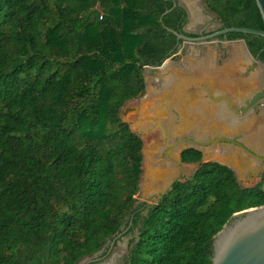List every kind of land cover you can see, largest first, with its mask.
Returning a JSON list of instances; mask_svg holds the SVG:
<instances>
[{"label": "trees", "instance_id": "1", "mask_svg": "<svg viewBox=\"0 0 264 264\" xmlns=\"http://www.w3.org/2000/svg\"><path fill=\"white\" fill-rule=\"evenodd\" d=\"M203 2L217 29H263L255 0ZM187 20L179 0H0V264H102L122 237L116 264H212L213 235L264 204L261 182L196 149L181 155L199 163L190 177L135 198L144 142L119 111L144 95L145 66L178 51L166 27L200 34ZM216 38L264 63L262 36Z\"/></svg>", "mask_w": 264, "mask_h": 264}, {"label": "crops", "instance_id": "2", "mask_svg": "<svg viewBox=\"0 0 264 264\" xmlns=\"http://www.w3.org/2000/svg\"><path fill=\"white\" fill-rule=\"evenodd\" d=\"M196 1L197 8L194 7L192 0H179L188 14V20L184 25V30L188 32L190 31L186 26L191 20L208 17L203 0ZM206 42L210 43H198L203 46L196 47L197 53L186 58L182 54L184 42L181 49L170 56L171 59H176L179 53L182 59L183 55L182 63L176 66L166 64L170 57L166 58L163 64L161 63L158 68L160 73L157 76L161 85L150 92L145 112L150 114L163 112L167 114L168 119L174 118L171 122L180 120L183 127L190 126L187 131L196 123L194 127L200 130V134L204 130L213 129L223 135L234 133L243 139L244 136L240 134L254 127L260 131L256 141L259 143L256 145L261 144L258 148L260 153L264 154V98L258 106L257 115H246L240 111L245 100L264 90L262 67L249 56L242 40L222 39ZM217 47L229 49L228 54L222 55L215 51ZM162 68L164 70H161ZM172 110L175 112V117H172L174 114ZM150 119V122H156L159 118L153 116ZM230 154L235 158L232 160L231 156L230 161L238 170L253 171L250 162L245 165L238 164L236 160L240 153L237 150H231ZM240 158L244 161L242 156Z\"/></svg>", "mask_w": 264, "mask_h": 264}, {"label": "flooded vegetation", "instance_id": "3", "mask_svg": "<svg viewBox=\"0 0 264 264\" xmlns=\"http://www.w3.org/2000/svg\"><path fill=\"white\" fill-rule=\"evenodd\" d=\"M198 32L204 33L208 31L203 26ZM258 106L259 105L248 111L246 115H257ZM159 112L160 111L154 112V114L147 113V115L144 117L145 121L143 122L145 126L151 128L157 126L159 128V133L153 136V138L155 139V144L153 145H156L159 148L161 146V155L163 156V158L159 159L157 157H151L149 159L150 161L156 162L154 167H150V169L154 170L156 174H150V178L148 179H151V182H149V186L153 187L156 190L153 193L154 195L156 192L161 193L165 190L169 191L176 181H184L196 171L199 163H197L198 165L190 174L186 175L183 173V168L191 167L193 164H195V162L182 161L181 155L186 149L199 150L201 152V158L205 154H215L217 155V157L224 158L225 160L231 159V150H237L240 153L238 159L236 160L239 165H245L248 162H252L251 164L253 171H243L245 173V176L247 178L259 177L263 179L264 154L260 153L261 151L258 148L259 146H261V144H259L258 146L256 145L257 143H259H256V141L258 139V135H260V131H258L254 127L240 134V136H244L243 139H241V137L239 136L236 138L240 143H242L250 150L249 152H247L238 144H235L228 140L220 139L232 137L233 135H236L234 133L223 135L222 133H217V131L211 129L204 130L202 131L203 133L200 134V130H198L197 127H194V124L196 125V123L193 124V128L187 131L190 126L183 127V124L180 120L171 122L174 118L168 119L169 117L167 118V114L165 115V113ZM172 112L174 113L172 115L173 117L175 115V112L174 110H172ZM153 116L159 119L156 122H150V118H152ZM214 132H216V134ZM217 144L218 146L216 147ZM176 154L178 158L176 157ZM240 156H242L244 161H241ZM233 159L235 160V158L232 156V160ZM187 170L188 169H186V171Z\"/></svg>", "mask_w": 264, "mask_h": 264}, {"label": "water", "instance_id": "4", "mask_svg": "<svg viewBox=\"0 0 264 264\" xmlns=\"http://www.w3.org/2000/svg\"><path fill=\"white\" fill-rule=\"evenodd\" d=\"M255 3L262 18L263 29H252L247 27L231 26V27H222L219 29H215L208 33H200L198 36H189L168 27H166V29L167 31L175 34L177 40H181V43L179 44V49H181V46L184 42L200 43V42L211 41L217 36L219 35L225 36L229 32H243V33L257 34L264 38V0H255ZM166 12H168V10L164 11V13ZM219 26L220 24L218 25V27ZM235 40L243 41L249 56L257 60L259 65L262 67V71H263L264 63L258 57L253 56L250 53L245 41L243 39H235ZM164 61L162 62V64L164 63ZM160 66L161 64L159 66H145V67L151 69H158ZM263 82H264V76H263ZM262 98H264V90L261 91L260 93L258 92L253 94L252 97H249V99L244 101V105L240 108L241 113L246 114L248 111L259 105L261 103ZM138 125L140 129H142L143 131L152 130L153 128H155V127L151 128L145 126L141 122H138ZM132 131L137 133L141 138L139 130L136 131L132 130ZM237 137L238 135H233L232 137L229 138H220V139L228 140L235 144H238L244 150L249 152L250 150L247 147H245L242 143H240L236 139ZM143 153L144 152L142 147V155ZM142 160H143V156H142ZM212 161L218 162L222 165H226L231 169H233L235 172L237 170L235 165L232 164L230 160H226V162H221L218 160H212ZM201 162H207V161H203L201 158ZM166 192L167 190L162 191L161 193L156 192L155 195L153 194L154 195L152 196L153 198L148 196V198H150L148 202L150 204H153ZM110 245L113 246V241H111ZM211 245H212V256H211L212 264H264V204L250 207L232 214L230 219L222 226V228L213 235ZM86 260H89V257H84L76 264H82Z\"/></svg>", "mask_w": 264, "mask_h": 264}, {"label": "rangeland", "instance_id": "5", "mask_svg": "<svg viewBox=\"0 0 264 264\" xmlns=\"http://www.w3.org/2000/svg\"><path fill=\"white\" fill-rule=\"evenodd\" d=\"M192 2L194 3V7L197 8L198 2L196 0H192ZM202 4V1L200 2ZM203 5V4H202ZM206 9V8H205ZM207 16L199 18L198 20L194 19L191 20V22L188 23V25L186 26V28L190 31V32H198L200 30V28H202L203 26L207 29L208 32L213 31L215 29L218 28V21L217 18L214 14H212L211 12H209L207 9ZM222 39H218V38H214L211 41H220ZM224 40V39H223ZM205 43H210V42H205ZM201 44L198 43H191V42H185L184 43V51L182 52V54L184 55V57H192L194 56V54L197 53V49L196 47H200L201 48ZM227 46V45H225ZM200 51H202L200 49ZM215 51L219 52L222 55H227L229 49L224 48H215ZM183 55H182V59H181V54H177L176 55V59L171 57L169 58V60H167L166 64H172L174 66H176L179 63L183 62ZM155 69H149L148 67H145L143 70V74L145 76V83H146V88H145V93L142 97L140 98H136V99H131L126 101L120 108L119 111V116L122 120L128 122V124L130 125L132 130H139L140 135L143 139V160L141 162V176H140V183H139V189L137 194L135 195V198L137 199V202L140 201H149L150 198H148V196H150L151 198H153V193L156 191L153 187L149 186V182H151V179L148 180L150 178V174H156V172L154 170H151L150 167H154L156 162L154 161H150L149 159L151 157H157L159 159L163 158V156L161 155V146L160 148L155 144V139L153 138V136H155V134L159 133V128L156 126L155 128H153L152 130H147V131H143L142 129H140L138 122L143 123L144 121V117L145 115H147V112H145L146 110V103L149 101L150 99V92L152 90H154V88H158L161 85V81L160 79L158 80L157 76L160 73V69H156V71H153ZM161 70H164V68H162ZM174 137V136H173ZM176 157L177 154H176ZM203 161H208V160H218L221 162H226V160L224 158L221 157H217V155L215 154H206L203 155L202 157ZM252 163V162H251ZM198 164L195 163L193 164L191 167H187V168H183V173L188 175L190 174L197 166ZM186 169H188L186 171ZM236 175H237V179L239 181V183L242 186H252L255 185L258 182H261V186L264 188V176L263 179L259 178V177H249L247 178L244 175L243 170H236ZM156 176V175H155ZM262 179V181H260ZM145 186V187H144ZM156 200V199H155ZM154 200V201H155ZM148 204H150L148 202ZM127 251H128V238L127 237H122L116 244L115 247H113L111 249L110 255L108 256L107 259H105L102 264H116V263H120L123 258L127 255ZM89 259H92V257H89Z\"/></svg>", "mask_w": 264, "mask_h": 264}, {"label": "bare ground", "instance_id": "6", "mask_svg": "<svg viewBox=\"0 0 264 264\" xmlns=\"http://www.w3.org/2000/svg\"><path fill=\"white\" fill-rule=\"evenodd\" d=\"M141 139H142V137H141Z\"/></svg>", "mask_w": 264, "mask_h": 264}]
</instances>
